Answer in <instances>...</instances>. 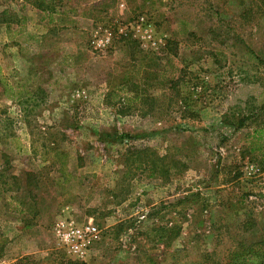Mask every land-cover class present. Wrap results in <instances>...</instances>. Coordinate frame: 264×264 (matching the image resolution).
I'll list each match as a JSON object with an SVG mask.
<instances>
[{
  "label": "rangeland",
  "instance_id": "374dc122",
  "mask_svg": "<svg viewBox=\"0 0 264 264\" xmlns=\"http://www.w3.org/2000/svg\"><path fill=\"white\" fill-rule=\"evenodd\" d=\"M261 11L0 0V62L30 91L0 98V264H200L264 235ZM62 218L98 226L85 259L56 240Z\"/></svg>",
  "mask_w": 264,
  "mask_h": 264
},
{
  "label": "trees",
  "instance_id": "16d2710c",
  "mask_svg": "<svg viewBox=\"0 0 264 264\" xmlns=\"http://www.w3.org/2000/svg\"><path fill=\"white\" fill-rule=\"evenodd\" d=\"M250 5L258 10H264V0H250ZM247 9L248 11H245L243 16H248V14L251 16V8ZM53 14L54 11H51L50 21L54 20ZM10 70V67H7V70L3 69L0 62V98L20 100L29 95L30 91L23 80H11L15 75ZM247 136L251 151L264 149V126L254 128ZM13 141L16 142L20 153L26 151L21 145L20 139L13 138ZM19 201L17 199L15 202L14 210L23 213L25 208L19 204L21 202ZM200 264H264V235L254 238L241 235L239 238H235L233 247L224 254V257L219 255L217 257L214 253L209 252L205 254V261Z\"/></svg>",
  "mask_w": 264,
  "mask_h": 264
},
{
  "label": "built area",
  "instance_id": "2783aa9c",
  "mask_svg": "<svg viewBox=\"0 0 264 264\" xmlns=\"http://www.w3.org/2000/svg\"><path fill=\"white\" fill-rule=\"evenodd\" d=\"M111 34L109 32L107 41ZM249 168L254 172L259 171L254 165L247 166ZM54 233L59 245L76 259H85L93 243L100 238V230L92 220L86 224H77L73 220L62 218L56 222Z\"/></svg>",
  "mask_w": 264,
  "mask_h": 264
}]
</instances>
